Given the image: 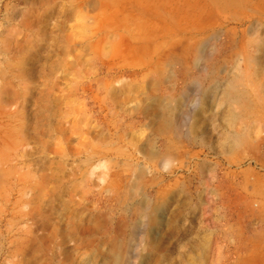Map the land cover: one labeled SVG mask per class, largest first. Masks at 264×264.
<instances>
[{"label":"rangeland","instance_id":"374dc122","mask_svg":"<svg viewBox=\"0 0 264 264\" xmlns=\"http://www.w3.org/2000/svg\"><path fill=\"white\" fill-rule=\"evenodd\" d=\"M0 264H264V0H0Z\"/></svg>","mask_w":264,"mask_h":264}]
</instances>
